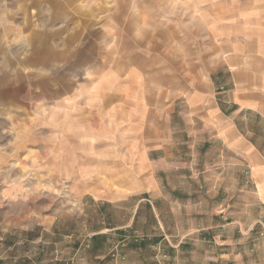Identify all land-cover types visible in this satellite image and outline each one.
<instances>
[{
  "label": "rangeland",
  "instance_id": "obj_1",
  "mask_svg": "<svg viewBox=\"0 0 264 264\" xmlns=\"http://www.w3.org/2000/svg\"><path fill=\"white\" fill-rule=\"evenodd\" d=\"M263 9L264 0H0V220L33 219L29 240L13 244L24 254L16 258L30 261L39 244L45 251L49 234L80 246L85 264H201L197 238L186 242L173 218L170 227L155 220L156 194L190 204L194 224L220 204L253 215L243 205L258 199L248 162L184 112L208 87L217 96L229 83L218 68L230 54L223 39L245 36ZM234 122L264 154V130L243 116ZM154 127L169 131L178 167L154 171L159 193L129 191L118 197L123 208L107 209L71 196L73 186L95 192L104 181L135 188L141 178L120 156ZM102 212L117 230L92 234ZM43 219L55 221L50 230ZM262 228L255 221L244 231Z\"/></svg>",
  "mask_w": 264,
  "mask_h": 264
},
{
  "label": "crops",
  "instance_id": "obj_2",
  "mask_svg": "<svg viewBox=\"0 0 264 264\" xmlns=\"http://www.w3.org/2000/svg\"><path fill=\"white\" fill-rule=\"evenodd\" d=\"M244 31L247 33L245 36L230 34L223 39V47H228L230 54L227 59H220L218 68L228 71L229 83L220 86L223 89L217 92L219 94L217 96L214 89L208 87L204 94H198L195 97V102L187 104L184 113L191 121L196 119L203 127L215 132L214 139L226 144L233 152L231 155L235 159L238 160L240 156L248 162L250 184L256 185L255 191L258 199L249 200L243 205L245 209H250L249 212L253 215L244 217L233 214L228 211L225 205L220 204L215 208L212 207L213 211L199 216L194 224L190 218L191 211L188 209L191 208L190 204L182 203L179 206L177 202L158 200L160 189L159 182L153 178L154 171H161V168L165 171H175L178 168L175 166V162H172V158L174 160L172 137L169 131L162 127L151 129V137L147 135L133 139L127 146L130 149L124 151V154L120 156L124 160L131 161L133 165L128 162L131 170L135 176L141 178L135 188L127 189L121 180L117 185H110L104 181L101 188L95 192L81 191L73 186L71 187V196L76 200H82L87 196L91 203L101 206V209H107L111 203L112 207L123 208L119 205L121 198L118 197L125 196L129 191L141 190V192L159 193L156 194L157 199L153 205L155 220L161 226L162 219L170 227L169 225L173 223L174 219L175 224L182 227L183 234L180 236L184 237L186 242H189L190 236L192 239L197 238L203 248L199 263L264 264V232L261 230L259 235H248L244 231L250 223L255 221L264 223V154L252 138L249 139L241 134L237 123L234 122L236 117L243 116L252 125L251 127L264 130V9L254 14L251 21L244 27ZM219 102L222 108L219 106ZM180 208H182V212L180 218H177V210ZM243 219L249 220V222L246 220L245 222ZM46 220H42L46 225L45 230H50L55 221L47 224ZM99 220L102 226H99L92 234H101L102 230L109 225L103 212ZM32 222L33 219L29 214L25 218L16 216L1 218L0 264H23L26 261L16 258L23 257L24 254H21V247L14 249L13 244H16L15 241L25 244L29 240L24 236V231ZM159 228L157 226V229ZM162 228H160L161 231L164 230ZM164 235L167 238L172 237L167 233ZM48 236L45 239L47 245L41 255V264H56L52 259L53 255H51L53 249L56 252L58 249L61 258H69L74 255L77 259L74 264L87 262V253L81 251L80 246L72 248L63 242L57 243V239H54L52 235L48 234ZM212 238L213 240H211ZM208 241H214L216 246L208 247ZM193 263L195 262L190 264ZM24 264L32 263L27 261Z\"/></svg>",
  "mask_w": 264,
  "mask_h": 264
},
{
  "label": "built area",
  "instance_id": "obj_3",
  "mask_svg": "<svg viewBox=\"0 0 264 264\" xmlns=\"http://www.w3.org/2000/svg\"><path fill=\"white\" fill-rule=\"evenodd\" d=\"M262 224V223H261ZM121 229V227H120ZM253 228H251L250 230H252ZM114 230H117L116 228H104L105 232H113ZM121 230H126L125 227H122ZM262 230L264 231V229L262 228ZM249 231V230H248ZM89 238H92V235L89 236ZM142 238V237H141ZM55 254H53V261L56 264H74V262L77 260L76 257H69V258H61L59 257V255H57V252L54 251ZM41 253H44V248L42 247V245H36V246H32L27 250L26 256H28L27 258L32 262V264H41L40 259H41Z\"/></svg>",
  "mask_w": 264,
  "mask_h": 264
}]
</instances>
